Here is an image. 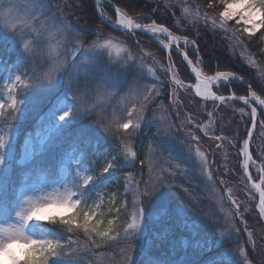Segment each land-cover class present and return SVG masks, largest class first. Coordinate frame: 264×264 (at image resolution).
Segmentation results:
<instances>
[{"label": "trees", "instance_id": "trees-1", "mask_svg": "<svg viewBox=\"0 0 264 264\" xmlns=\"http://www.w3.org/2000/svg\"><path fill=\"white\" fill-rule=\"evenodd\" d=\"M113 1L142 22L156 21L165 24L173 32L195 40V47H186V50L205 73L214 74L220 71L238 73L264 98V90L260 87L264 81V41L258 39L264 34V29L257 32L252 40L240 37L243 47L234 45L230 39L231 33L213 28L210 19L207 22L203 19L204 13L216 16L218 11L222 10L219 0H216L215 9L207 7L208 0ZM185 1L191 5L190 8L198 7L192 12L199 13L200 19L192 26L180 27L176 19L180 16V6H184ZM59 2L64 3L63 9L67 17L86 42L102 35L126 41L130 44L132 59H135L137 65L143 61L146 74L139 76L131 70L124 72V68L131 60L112 62L108 57H103L94 70L78 76L74 82L68 84V88H65L68 81L62 82L59 90H64L72 103L75 91L78 95L86 94L85 99L91 108L88 114L75 115L71 118L64 128L52 136L53 139L49 143L35 152L27 164L19 163L23 139L28 133L34 136L39 128L49 124L53 118L51 98L59 92L56 90L52 94L41 85L29 90L18 85L15 96L16 100L20 101L19 110L13 112L10 107H6L3 110L5 115L0 117L2 135L6 134L11 124L17 126L18 134L14 141V150L6 158L9 167L5 174L0 176L1 192L7 189L9 216L15 208L14 196L27 180H33L39 174H43L47 180L49 178V182L58 179L63 158L69 152H75L80 156L82 164L88 167L94 179L89 192L91 199L98 198L97 202L100 203L97 209L98 216L105 220L101 229H106V222L113 221L110 236L116 239L104 238L101 246L96 248L88 243L87 237L83 234L77 237L68 233L66 235L71 236L73 240L79 239L80 245L73 247H80L82 251L78 255H73L69 249L66 256L59 258L58 264H126V255L129 264H170L171 238L177 241L176 257L179 261L175 264H233L230 258L236 256L238 246L246 248V259L254 264H264L263 241L256 238L254 231L253 236L256 239L254 248L246 237L245 227L250 229V226H244L239 218L236 219L235 226L238 232L229 229L226 235L219 237L221 220L214 212L218 198L213 185L210 187V181L216 183L215 188H220L223 184L220 176L226 179L225 183L236 185L239 189L244 185L235 183V177L227 175L221 169L218 152L214 151L213 145L209 144V136L202 130L208 111H214L218 132L227 137L225 141L232 149L231 152L238 161L236 167L242 174V155L239 150L247 138L251 118L242 117L232 106L241 105L248 110L250 107L238 100L221 103L195 95L185 83L194 82L195 78L182 63L176 51L167 52L158 46L161 61L154 60L140 45L143 41L156 46L157 44L145 34L123 32L105 23L97 13L94 0ZM100 8L107 16L117 18L111 7L102 4ZM6 46L0 42V83L6 70L14 68L28 84H32L36 80L35 64L39 62L38 58L30 61L20 50ZM172 70L179 80L172 79ZM105 87L114 90V96L108 105L97 103L95 97V94L98 91L102 93ZM145 89L152 91L153 96L151 102H146V107L140 115V128L135 132L129 129L126 133L119 124L129 119L128 111L133 107L138 108L143 102ZM215 89L220 94L249 95L248 86L239 80L232 81L226 86L222 81ZM259 115L258 125L264 120L261 108ZM189 118L192 123H189ZM197 124L200 127H197ZM105 125H110L111 130H106ZM193 136L200 139L195 141L192 139ZM257 136L256 133L252 136L251 152L255 160L264 162L260 159L261 152L264 151V142H260ZM127 145L136 153L134 162L123 157ZM189 146L192 148L191 152ZM197 148L209 156L207 173L203 171ZM6 149L9 150L7 147ZM6 149L1 152L6 153ZM106 162L115 163L104 173L102 168ZM124 162L128 164L127 167L124 166ZM117 173L119 175L114 177ZM73 175L71 167L68 180L74 186L78 181ZM124 176H130L135 182L145 209L143 234H137L135 238L127 235L126 226L131 217V196L126 188ZM257 176L259 177V174ZM152 185L165 190L163 203H158L157 191L149 197L142 195L145 186ZM0 200L2 219L4 201L2 198ZM151 201L157 203L156 207H163L166 215L151 220L148 214V211L152 210ZM172 221H174L172 233L163 235L164 226L168 227ZM223 228L225 229V226ZM93 239L101 241L100 237L94 236ZM126 240H132L131 250L127 249ZM86 244L87 247H84Z\"/></svg>", "mask_w": 264, "mask_h": 264}, {"label": "rangeland", "instance_id": "rangeland-1", "mask_svg": "<svg viewBox=\"0 0 264 264\" xmlns=\"http://www.w3.org/2000/svg\"><path fill=\"white\" fill-rule=\"evenodd\" d=\"M59 1L62 0H0V42L7 45L8 48H15L18 51L20 50L24 57L28 58L30 61L38 58L39 62L35 64L36 66V80H41V86L44 87L45 90L51 92L52 94L58 90V94L51 98V105L53 107L52 116L49 124H47L43 128H39L36 134L25 136L23 139L22 144V153L19 159V163L27 164L33 158L35 152L40 150L43 146L49 143L53 139V135H55L58 131H60L66 124L69 123L70 119L65 121H60L58 119V115L67 110L69 107L72 106V102L70 101L68 95L66 96L64 90H59L60 84L62 82L68 81L65 85V88H68V84L74 82L78 76L83 75L84 73H88L94 70L101 62L103 57H108L109 60L113 61H122L124 59L131 60L132 59V52L130 47L126 41L117 38V37H110V36H97L94 38L89 39L87 42L82 38L81 33L77 30V28L71 23L70 19L67 17L63 5L64 3H60ZM184 6H180V16L177 17L176 23L181 26L193 25L196 21L195 16L196 13L192 12L195 8H190V4L185 1L183 3ZM113 9V8H112ZM185 9L187 11H185ZM191 18V19H190ZM23 20H30L31 27L22 28L21 22ZM64 26H67L66 28ZM58 28H63V31H58ZM35 29V31H33ZM23 33L24 43H29L31 47V52L26 53L23 47L21 46V41L18 39V34ZM159 33V32H157ZM161 35L167 36V34L159 33ZM229 34V33H228ZM180 37V36H179ZM94 42H98L99 45H104V47H98L95 49L91 48ZM183 43V41H180ZM189 44L188 46H190ZM142 50L149 56H151L156 61H161L158 53L159 48L158 45H154L150 42L143 41L141 43ZM86 50L91 51L92 55L88 56V60L91 62L85 61ZM56 54L61 61H64L63 67L60 71L52 73L56 83L55 85H48L47 82L44 80V77L50 73V69L52 66V55ZM73 61H78V63L74 64ZM20 75V73L15 70L14 68L7 69L4 75L3 81L0 83V102H4L6 105L11 103L13 98L16 99L15 91L17 89L18 84L13 87L15 84L14 76ZM177 79V78H176ZM179 79V78H178ZM221 82V81H220ZM218 81L216 84L212 86L215 90V87L220 84ZM198 83V82H197ZM31 84V83H29ZM191 89L192 87L189 86ZM63 88V89H65ZM11 90V91H10ZM194 90V89H193ZM195 92V91H194ZM193 92V93H194ZM196 93V92H195ZM194 93V94H195ZM196 95V94H195ZM114 96V90L110 89L109 87L103 88L102 93L98 91L95 94L96 102L102 103L103 105H108L111 98ZM135 98V97H134ZM201 98V97H200ZM203 98V97H202ZM206 100L215 101L211 98ZM239 115L242 117L252 118L250 116V111L241 105H234L232 106ZM250 107V106H249ZM8 108V107H7ZM91 108V106H89ZM243 108L244 111L241 113L240 109ZM212 113L211 116L208 115L207 120L202 124V130L205 132V126H207V135L210 138L209 144L213 145L214 151L218 152L217 156L219 158V165L221 169L227 175H233L234 181L237 184L242 183L244 185L243 188L239 189L236 185H229L225 183L226 179L224 180L222 176H220L221 182H223L222 186L214 187V181L211 180L210 187L215 190V195L218 198L216 210H214L215 214L219 215L221 220L220 228L218 229L219 237H223L228 233L229 229H232V225L236 226V219H240L244 226L249 225L250 229L246 226V237L248 241L253 244L255 248V241L256 239L253 236L255 231L256 238H261L263 241V251H264V215L260 213V200L258 194V185H259V177L257 176V165L261 162H257L256 160L252 159L249 161V171H254L253 174V181L249 182L246 180V173L243 171L244 167V157L242 154L241 159V169L242 174L239 173L238 168L236 167L237 159L233 156L231 152V148L228 146L226 141H223L222 147H217L218 144H221V141H216L213 139L214 136L220 135L225 137L221 132H218L216 127V116L214 111L209 110V113ZM80 115V114H76ZM75 116V115H74ZM73 116V117H74ZM72 117V118H73ZM45 118V120H47ZM43 120V121H45ZM16 125L11 124L6 131L5 135L1 134L0 130V138L8 137V145L6 146L9 150L6 153H2L5 156V163L3 172H0V176L5 174V170L9 167L8 162H6V158L9 154H11L14 150V141L17 137V130ZM256 133L258 135V139L260 142H264V128L260 127V124L257 123V128L252 133V135ZM211 136V137H210ZM227 139V137H225ZM263 140V141H262ZM233 142V140L231 141ZM243 147V145H242ZM241 147V148H242ZM250 149V148H249ZM2 150H0L1 152ZM203 153V159L209 162V156L206 154L205 151L199 150ZM123 157L126 158L127 161H133L132 157H129L127 153L124 151ZM201 159V157H200ZM202 163V159H201ZM203 171L207 173L209 170L208 163L205 166L203 163ZM73 168L74 171V179L79 182L82 180L84 176L90 175L89 170L87 167L82 164L80 161V156L75 152H69L62 160L61 167H60V176L56 179V182H49L43 174L37 175L33 180H27L25 184L20 188L23 189L25 185L33 186L35 191L31 194L33 195H46L51 193L55 188H60L61 191L64 190L65 185L68 187H73V185L68 180V172L69 168ZM79 172V176L77 175ZM253 173V172H252ZM119 173L114 174V177L118 176ZM60 181H63L61 183ZM124 181L127 190L130 192V221H132V215L135 214L136 208L133 207L134 204V197L133 192H136V195L139 196L138 187L136 186L135 182L132 180L130 176H124ZM262 183V182H261ZM264 190V183H262ZM157 187L158 192V203H163V196L165 195V190L159 186ZM42 189V191L40 190ZM231 189L233 192V198H235L240 204L241 208L239 212L236 211L235 205L232 204L231 200L228 199V190ZM19 190V191H20ZM91 203V200H90ZM1 204V203H0ZM157 203L151 201L152 210L148 211V214L151 217V220H157L160 217L166 215V210L163 207H156ZM111 206V205H110ZM142 206V205H141ZM112 207V206H111ZM143 207V206H142ZM15 210V209H14ZM14 212V211H13ZM164 214V215H163ZM212 215V214H211ZM11 216V215H10ZM9 216V217H10ZM216 216V215H215ZM229 216H233L234 219L229 221ZM217 217V216H216ZM4 219V216L2 217ZM0 219V220H2ZM105 221V220H104ZM106 228L109 227L108 222H106ZM225 226V229L223 228ZM127 228V232L128 227ZM145 228V218L144 221L141 223V230L138 235H142ZM174 228V221L169 223V226H164L163 235L165 233H172V229ZM167 229V230H166ZM249 233H252V239L249 240ZM176 239L171 238L170 241V254L171 260L170 264L178 263L179 259L176 257ZM237 249L236 256H232L230 258L233 264H254L247 258V251L246 248L240 246ZM264 253V252H263Z\"/></svg>", "mask_w": 264, "mask_h": 264}, {"label": "snow or ice", "instance_id": "snow-or-ice-1", "mask_svg": "<svg viewBox=\"0 0 264 264\" xmlns=\"http://www.w3.org/2000/svg\"><path fill=\"white\" fill-rule=\"evenodd\" d=\"M219 6L222 10L218 11L216 16H210L208 13H204L203 19L207 22L211 20V26L213 28H220L225 31V33H231L230 39L234 42V45H239L243 47V41L240 37L245 39L252 40L256 33L261 29H264V0H219ZM207 7L209 9H215L217 7L216 0H208ZM114 11L118 17V20L115 21L120 27L124 29H141L145 27L141 23H136L133 19L129 18L119 7H115ZM185 11H187L185 9ZM101 16H104V13H100ZM105 19H108L105 17ZM191 19V18H190ZM195 19H200V14L197 13ZM112 21L109 20V23ZM230 24H234L232 27ZM22 28L31 27L30 20H23L20 25ZM65 28L67 26H64ZM58 31H63V28H58ZM35 31V29H33ZM146 31L153 34L164 33L167 34L172 40V44L167 45L169 48L178 46L182 40L185 45L191 44L195 47V40H189L187 36L179 37L174 36L168 27L163 25H157L154 22L146 26ZM239 34V35H237ZM18 39L21 41V46L26 53L31 52V47L29 43H24L23 33L18 34ZM259 40L264 41V34L258 37ZM104 47V45H99L98 42H94L91 45L92 49ZM185 60L189 64H192L193 61L189 59L188 52L184 49H180ZM92 55L91 51L86 50L85 61L91 62L88 60V56ZM52 66L50 73L44 77V80L48 85H55L56 81L52 73L58 72L62 69L64 61H61L58 56L54 53L51 57ZM170 59V57H169ZM74 64L78 61H73ZM158 63V62H157ZM134 71L139 76L146 74V68L143 61L137 65L135 59H131L127 63V67L124 68V72ZM151 71V69H148ZM192 71L196 74V78L201 80V83L196 87L197 95L208 99L212 97L215 101L225 103L229 100L236 99L243 101L245 106H249L255 99L256 93L252 92L251 97L249 96H235L226 97L224 95H216L212 91V86L218 81H223L225 86L232 81L239 80L243 82V78L236 76L234 74H229L225 72H217L215 76L204 77L201 79V73L195 67L192 68ZM172 79H176V73L172 70ZM15 87L17 84L21 85L25 90H29L33 87L39 86L41 80L37 79L33 81L32 84H28L21 75L14 76ZM249 89L251 85H248ZM260 87L264 90V81L261 82ZM11 91V90H10ZM158 94V93H157ZM86 94L78 95L75 91L73 93V103L72 106L67 110L62 111L58 115L60 121H65L71 119L76 114L86 115L89 112V102L85 99ZM173 95L176 93L174 91ZM153 96L152 91L145 89V94H143V102L139 107H133L131 111H128L126 122L119 124V127L122 128L126 133L129 129H132L133 132L140 128V115L143 113L144 108L146 107V102H151ZM20 101L13 98L11 103L6 105L4 102H0V117L5 115L4 109L10 107L13 112L19 110ZM259 106L261 107V113H264V99L259 100ZM243 113L244 109H240ZM250 116L252 117L250 123L251 128L247 132V138L244 139L243 147L239 150L242 152L244 157V167L243 171L246 173V180L251 182L253 181V173L249 171V161L252 159L249 145L252 139V133L257 128L256 117H257V107H250ZM11 115V113H8ZM209 116L212 115L210 112ZM135 120V123H134ZM193 121L189 118V123ZM200 127L199 124L196 125ZM260 127L264 128V120L260 121ZM106 130H111L110 125H105ZM205 134H207V126H205ZM264 135V133H262ZM193 140L198 141L200 138L198 136H193ZM216 141H221V144H218L217 147L223 146V141L225 137L216 135L213 137ZM9 138H0V150L6 149L8 145ZM129 157L133 158V162L136 157V153L132 150L130 145H127L124 150ZM189 151H192L191 146H189ZM197 154L201 157L202 163L206 166L207 160L203 159V153L196 149ZM260 159L264 161V151L261 152ZM5 163V156L0 152V172H3ZM115 162H106L105 166L102 168L104 173L108 172ZM124 166L127 167L128 164L124 162ZM259 174V179L264 183V162H261L257 165L256 169ZM79 176V172H77ZM211 175V173H209ZM49 180V178H48ZM53 182H56L53 180ZM63 183V181H60ZM94 183V179L91 175L84 176L82 180H79L77 184L73 187H68L65 185L64 190L55 188L51 193L46 195H33V191L37 190L33 186L25 185L22 190L14 196L15 210L12 212L9 217V200L7 196V189L3 192H0V198L3 199V210H4V219L0 220V247H6L7 244L18 240L20 242L31 245V248L25 253V260L21 261L18 257L13 254L12 258L15 261V264H58L59 258L66 256L68 250L71 249L73 255H78L82 249L80 247H73V245H80V241L77 238L73 240L71 236L66 234L71 233L79 237L80 234H83L87 237L88 243L93 245L96 248L101 246V242H104V238L108 240H114L116 237L110 236L112 231L111 225L113 221H109V227L106 229H101V225L104 223L103 219L98 216L97 209L100 207V203L97 202L98 198L93 200L90 197L89 188ZM163 182H161L162 185ZM42 191V189H40ZM157 191L155 185L151 187L145 186V191L142 193L143 196L149 197ZM134 204L133 207L136 208L135 214L132 215L131 223H128V233L127 235L135 238V236L141 230V223L145 218V209L141 206L143 201L139 199V196L136 195V192H133ZM228 199L231 200L232 204L235 205V209L239 212L241 204L233 198V192L231 189L228 190ZM91 200V203H90ZM260 213L264 215V190L260 192ZM36 209L43 210L42 216H36ZM119 212V209L116 210ZM234 219L233 216H229V221ZM232 230L238 232V229H235L234 224L232 225ZM100 237L101 241L93 239V237ZM252 239V233H249V240ZM127 249H132V240H126ZM87 247V244L84 246ZM238 250L242 251V249ZM55 258V259H53ZM126 264H129V258L125 256Z\"/></svg>", "mask_w": 264, "mask_h": 264}, {"label": "water", "instance_id": "water-1", "mask_svg": "<svg viewBox=\"0 0 264 264\" xmlns=\"http://www.w3.org/2000/svg\"><path fill=\"white\" fill-rule=\"evenodd\" d=\"M96 1V3L98 4L99 2H101V1H103V2H105V3H107L108 5H110L111 7H113V8H115V7H119V8H121V9H123L122 7H120V6H117L112 0H95ZM123 11H124V13L129 17V18H131V19H133V21L134 22H136V23H139V22H137L135 19H134V17H132L131 15H129L124 9H123ZM142 25H144L145 27H142L141 29H133V30H137V31H139V32H142V33H144V34H147L151 39H153L155 42H157L161 47H163L164 49H173V50H175L179 55H180V57H181V60L183 61V63L189 68V70L191 71V73L194 75V77L196 78V74L192 71V68H193V63L192 64H189L188 63V61L187 60H185L184 59V57H183V54H182V52L180 51V49H181V47L178 45V46H174L173 48H169V47H167V45H169V44H172V41H170V40H166V39H164V38H162V37H160V36H158V35H156V34H153V33H151V32H148V31H146V26L148 25V24H142ZM185 51V50H184ZM189 59H190V57H189ZM221 72H225V73H229V74H234V75H236V76H239V77H242V76H240L239 74H237V73H233V72H231V71H221ZM200 73H201V79H203L204 77H211V76H215L216 74H211V75H206V74H204V73H202L201 71H200ZM243 78V77H242ZM196 80L197 81H201V80H198L197 78H196ZM243 83L245 84V85H250L249 84V82L245 79V78H243ZM193 89H194V91L196 92V86L195 85H193ZM250 90V95H249V97H251V93L252 92H255L256 93V99L254 100L255 102H257L258 103V105H259V100H261V99H263V97L262 96H260L252 87L249 89ZM216 95H219V94H216ZM233 94H229V95H224V96H226V97H231ZM235 96H238V95H235ZM201 97V96H200ZM209 98H211V99H213L212 97H209ZM240 101V100H239ZM241 102H243V101H241ZM250 105H252L253 107H255V105L253 104V102L250 104ZM262 107V106H261ZM257 116H258V110H257Z\"/></svg>", "mask_w": 264, "mask_h": 264}, {"label": "clouds", "instance_id": "clouds-1", "mask_svg": "<svg viewBox=\"0 0 264 264\" xmlns=\"http://www.w3.org/2000/svg\"><path fill=\"white\" fill-rule=\"evenodd\" d=\"M36 216H42L43 210L36 209ZM31 248V245L14 240L13 242L7 244L6 247H0V264H15L12 256L15 254L21 261L25 260V253Z\"/></svg>", "mask_w": 264, "mask_h": 264}, {"label": "bare ground", "instance_id": "bare-ground-1", "mask_svg": "<svg viewBox=\"0 0 264 264\" xmlns=\"http://www.w3.org/2000/svg\"><path fill=\"white\" fill-rule=\"evenodd\" d=\"M199 85V84H198ZM197 87V86H196Z\"/></svg>", "mask_w": 264, "mask_h": 264}]
</instances>
